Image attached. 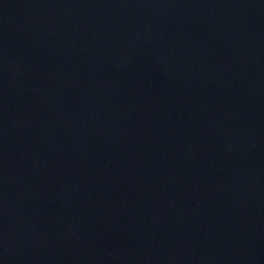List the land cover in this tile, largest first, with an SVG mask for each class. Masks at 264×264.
Segmentation results:
<instances>
[{
  "label": "water",
  "instance_id": "obj_1",
  "mask_svg": "<svg viewBox=\"0 0 264 264\" xmlns=\"http://www.w3.org/2000/svg\"><path fill=\"white\" fill-rule=\"evenodd\" d=\"M0 264H264V0H0Z\"/></svg>",
  "mask_w": 264,
  "mask_h": 264
}]
</instances>
